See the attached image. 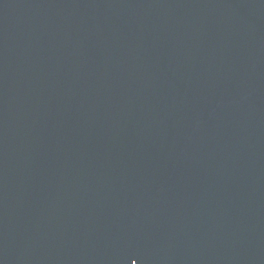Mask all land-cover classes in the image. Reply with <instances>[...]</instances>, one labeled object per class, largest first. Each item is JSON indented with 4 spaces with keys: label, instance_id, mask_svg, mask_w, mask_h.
I'll return each instance as SVG.
<instances>
[{
    "label": "water",
    "instance_id": "obj_1",
    "mask_svg": "<svg viewBox=\"0 0 264 264\" xmlns=\"http://www.w3.org/2000/svg\"><path fill=\"white\" fill-rule=\"evenodd\" d=\"M264 264V0H0V264Z\"/></svg>",
    "mask_w": 264,
    "mask_h": 264
},
{
    "label": "snow or ice",
    "instance_id": "obj_2",
    "mask_svg": "<svg viewBox=\"0 0 264 264\" xmlns=\"http://www.w3.org/2000/svg\"><path fill=\"white\" fill-rule=\"evenodd\" d=\"M133 264H135V262H133Z\"/></svg>",
    "mask_w": 264,
    "mask_h": 264
}]
</instances>
